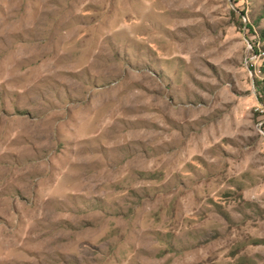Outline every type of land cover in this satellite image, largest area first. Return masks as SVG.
I'll return each instance as SVG.
<instances>
[{"label":"rangeland","instance_id":"374dc122","mask_svg":"<svg viewBox=\"0 0 264 264\" xmlns=\"http://www.w3.org/2000/svg\"><path fill=\"white\" fill-rule=\"evenodd\" d=\"M264 0H0V264H264Z\"/></svg>","mask_w":264,"mask_h":264},{"label":"built area","instance_id":"2783aa9c","mask_svg":"<svg viewBox=\"0 0 264 264\" xmlns=\"http://www.w3.org/2000/svg\"><path fill=\"white\" fill-rule=\"evenodd\" d=\"M247 46L250 50V53L253 54L252 58L260 57L264 55V49H262L260 46H257L254 43H251V41L247 42ZM255 112L257 113V127L261 131V133L264 136V103L259 101L255 107Z\"/></svg>","mask_w":264,"mask_h":264},{"label":"trees","instance_id":"16d2710c","mask_svg":"<svg viewBox=\"0 0 264 264\" xmlns=\"http://www.w3.org/2000/svg\"><path fill=\"white\" fill-rule=\"evenodd\" d=\"M261 102H263V103H264V101H261Z\"/></svg>","mask_w":264,"mask_h":264}]
</instances>
